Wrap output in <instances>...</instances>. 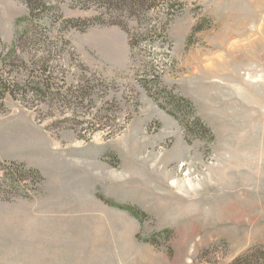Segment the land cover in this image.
Returning a JSON list of instances; mask_svg holds the SVG:
<instances>
[{
	"label": "rangeland",
	"instance_id": "374dc122",
	"mask_svg": "<svg viewBox=\"0 0 264 264\" xmlns=\"http://www.w3.org/2000/svg\"><path fill=\"white\" fill-rule=\"evenodd\" d=\"M239 256L264 264V0H0V264Z\"/></svg>",
	"mask_w": 264,
	"mask_h": 264
},
{
	"label": "trees",
	"instance_id": "16d2710c",
	"mask_svg": "<svg viewBox=\"0 0 264 264\" xmlns=\"http://www.w3.org/2000/svg\"><path fill=\"white\" fill-rule=\"evenodd\" d=\"M26 4H27V7L29 9V13L31 14V7H30L28 1H27ZM31 171H34L37 174V183L38 184H41L43 182V180H44V177L41 175V173L39 172V170L38 169H35V168H32ZM115 206L120 207V208H124V209L128 210L136 218L139 216L138 215V209L133 208V207H131L129 205L115 204ZM243 259H244V261H243ZM242 261H243V263H242ZM249 262L250 261L248 259L247 260L245 259V256H244V258H243V256H239V257L235 258L230 264H250Z\"/></svg>",
	"mask_w": 264,
	"mask_h": 264
},
{
	"label": "crops",
	"instance_id": "0c3cea01",
	"mask_svg": "<svg viewBox=\"0 0 264 264\" xmlns=\"http://www.w3.org/2000/svg\"><path fill=\"white\" fill-rule=\"evenodd\" d=\"M61 255H63V249H60L59 251L51 250L48 254H46L45 259L52 262H58V260H60L64 256L63 255L61 258H59Z\"/></svg>",
	"mask_w": 264,
	"mask_h": 264
}]
</instances>
